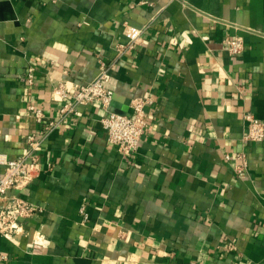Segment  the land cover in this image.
Wrapping results in <instances>:
<instances>
[{
    "label": "crops",
    "instance_id": "0c3cea01",
    "mask_svg": "<svg viewBox=\"0 0 264 264\" xmlns=\"http://www.w3.org/2000/svg\"><path fill=\"white\" fill-rule=\"evenodd\" d=\"M99 60L110 109L152 100L138 149L121 154L100 105H78L42 145L19 192L39 211L0 234V264H264V139H243L245 112L264 121V0H0V153L39 127L28 104L56 117L54 86L86 84Z\"/></svg>",
    "mask_w": 264,
    "mask_h": 264
},
{
    "label": "built area",
    "instance_id": "2783aa9c",
    "mask_svg": "<svg viewBox=\"0 0 264 264\" xmlns=\"http://www.w3.org/2000/svg\"><path fill=\"white\" fill-rule=\"evenodd\" d=\"M141 31L133 29L125 44L118 46L123 53L126 48H133L139 40ZM227 52L230 55H238L244 47L241 36H231L224 39ZM114 64H108L99 60L98 74L86 84H74L67 86L60 81L53 88L62 104L56 117H47L41 109L33 104L26 107L29 115L39 124L34 131L27 132L24 139L23 152L15 157H9L0 153V164L4 171L0 176V234L12 240L23 229L22 222L32 218L39 209L20 196L36 177L41 167L40 151L44 141L60 123L77 114V106L97 102L103 110L100 118L102 128L105 130L106 140L123 155L134 154L140 144L141 136L146 128L147 106L152 102L150 97H133L129 106L131 113L116 112L110 109L114 94V85L110 70ZM34 67L29 65L25 72V81L33 83ZM246 124L243 139L249 142H258L264 139V121L257 118L251 112L243 114ZM241 164L235 165L236 170H241L245 165L243 154H238ZM80 212L87 217L85 206H81ZM6 255L0 252V260Z\"/></svg>",
    "mask_w": 264,
    "mask_h": 264
}]
</instances>
